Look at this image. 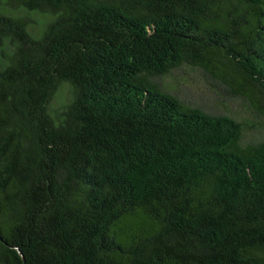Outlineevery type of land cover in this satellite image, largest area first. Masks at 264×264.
Wrapping results in <instances>:
<instances>
[{
	"label": "trees",
	"instance_id": "16d2710c",
	"mask_svg": "<svg viewBox=\"0 0 264 264\" xmlns=\"http://www.w3.org/2000/svg\"><path fill=\"white\" fill-rule=\"evenodd\" d=\"M0 264H264V0H0Z\"/></svg>",
	"mask_w": 264,
	"mask_h": 264
},
{
	"label": "rangeland",
	"instance_id": "374dc122",
	"mask_svg": "<svg viewBox=\"0 0 264 264\" xmlns=\"http://www.w3.org/2000/svg\"><path fill=\"white\" fill-rule=\"evenodd\" d=\"M187 77H191V84L194 82H197V84H205L203 82L204 79L201 78V76L194 77L189 74H184L183 72H175L173 75L163 77L160 82L166 91L178 96L184 101L192 103L193 105L200 106L207 111L219 113L225 110V105L235 109L238 108L237 103L232 99H228V96H226L223 90L221 92H223L225 96L217 98V96L206 92L207 90L204 88L205 85H201L204 91L202 92L195 89L189 81H183Z\"/></svg>",
	"mask_w": 264,
	"mask_h": 264
}]
</instances>
